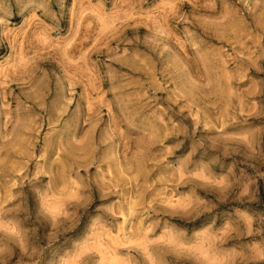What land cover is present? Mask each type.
I'll list each match as a JSON object with an SVG mask.
<instances>
[{"label":"rangeland","instance_id":"374dc122","mask_svg":"<svg viewBox=\"0 0 264 264\" xmlns=\"http://www.w3.org/2000/svg\"><path fill=\"white\" fill-rule=\"evenodd\" d=\"M0 264H264V0H0Z\"/></svg>","mask_w":264,"mask_h":264}]
</instances>
